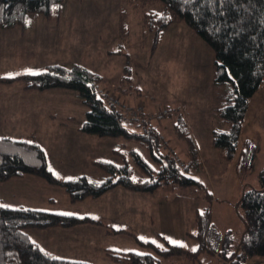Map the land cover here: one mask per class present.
I'll use <instances>...</instances> for the list:
<instances>
[{"label":"rangeland","instance_id":"1","mask_svg":"<svg viewBox=\"0 0 264 264\" xmlns=\"http://www.w3.org/2000/svg\"><path fill=\"white\" fill-rule=\"evenodd\" d=\"M59 7V20L32 14L24 26L0 29V78L38 74L51 65L71 67L75 63L99 73L102 76L99 89L110 91L127 106L145 107L139 114L140 122L129 126L130 129L141 131V126H156L164 151L173 153L174 150L185 162L190 160L189 138H192L200 165L186 173L201 186L170 183L149 194L120 186L98 198L72 203L60 185L45 179L41 184L35 178L18 177L0 182V191L6 194L5 201H9L6 205L89 215L101 220L106 226L83 224L80 226L86 230L78 228L69 235L42 232L37 238L52 248L54 254L88 255L91 260L88 262L93 264L117 263L102 248L154 252L143 247L136 236L163 246L164 239L175 240L190 251L197 249V240L192 236L197 230L196 212L209 210V242L214 251H203L196 259L175 255L162 259L161 264H231L221 253L230 239L229 254L233 251L239 254V243L246 229L239 201L246 186L260 185V173L264 171V82L249 101L239 149L234 158L225 160L222 148L213 146V131L230 127L219 114L228 89L214 81L213 49L184 20L172 22L153 48L155 29L145 26L144 18L151 12H163L166 5L162 1L65 0ZM122 22L126 36L121 34ZM165 109L169 114L162 117ZM87 111L88 107L74 90L41 91L26 88L21 80L9 83L0 80V129L6 126L11 137L40 144L48 156L49 168L58 178L87 175L101 182L107 174L95 162L120 163L122 155L133 165L135 179L147 178L134 164L130 152L135 148L153 163L146 147L123 138L83 132ZM3 112H14L12 120L18 125L9 127L1 121ZM6 116L10 122L11 118ZM180 131H187L189 136H183ZM246 140L255 143L256 153L250 166L242 168L238 154ZM48 197L50 201L45 200ZM166 200L170 206L166 216L173 220L167 223L164 216L166 228L171 230V224L174 225L171 239L156 233L162 229V222L155 209L162 213L160 204ZM107 226L125 229L134 235L107 234ZM37 229H27L32 240ZM244 264H264V256L248 257Z\"/></svg>","mask_w":264,"mask_h":264},{"label":"trees","instance_id":"2","mask_svg":"<svg viewBox=\"0 0 264 264\" xmlns=\"http://www.w3.org/2000/svg\"><path fill=\"white\" fill-rule=\"evenodd\" d=\"M64 1L0 0V29L24 26L32 14L42 15L48 20H59V6ZM130 1H162L166 5L163 12H151L144 18L145 26L155 29L153 48L157 47L166 28L180 18L213 49L214 81L228 89L219 114L230 125L228 130L213 131V146L222 148L223 158L231 160L239 149L249 101L264 82V0H224L223 5L220 0H213L211 3L209 0ZM120 30L126 36L123 22ZM125 70L129 72L128 67ZM0 80L8 83L21 80L25 82L26 88L41 91L55 88L76 91L88 107L86 120L81 128L83 132L138 142L146 147L153 160V163L148 162L143 153L135 148L130 151L134 164L147 176L144 180L134 178V167L122 154L120 163L106 160L95 162L107 174L101 182L87 175L60 179L50 170L48 156L40 144L32 140L0 136V182L25 175L39 176L51 184L64 187L72 203L98 198L120 186L144 193H153L162 185L170 183L183 187L201 186L198 180L186 173L200 165L199 152L192 138H189L190 160L185 162L174 154V150L173 153L164 151L156 126H141V131L130 129L129 126L140 121L125 122L124 110L101 96L99 88L102 76L99 73L75 63L71 67L51 65L38 74L3 77ZM187 133L180 131L183 136H189ZM239 153L238 164L242 168H248L255 157V143L246 140ZM0 205L5 204L0 202ZM239 206L246 226L239 243V254L236 251L229 254L230 239H227L221 253L231 264H244L248 257L264 256V171L260 173L258 187H245ZM195 219L197 230L192 236L197 240L196 251L172 244L166 239V245L163 246L136 236L143 247L153 249L154 252L140 253L108 248L105 252L112 261L123 264H161L162 259L175 255L196 259L203 251H214V247L209 242L210 211L198 210ZM83 224L105 225L89 215H61L41 209L13 208L7 205L0 207V264H93L84 260L57 257L32 240L27 232L29 228H71ZM107 230L109 233L128 232L134 235L125 229L110 226H107Z\"/></svg>","mask_w":264,"mask_h":264},{"label":"crops","instance_id":"3","mask_svg":"<svg viewBox=\"0 0 264 264\" xmlns=\"http://www.w3.org/2000/svg\"><path fill=\"white\" fill-rule=\"evenodd\" d=\"M33 94H35L34 92H32ZM67 94H68V92H66ZM61 94L62 95H64V96H66V94L65 93H62L61 92ZM66 109V108H65ZM67 111V110H66ZM65 111V114L66 113H68V112H66ZM6 115H9V117L11 118V121L9 122L8 121V118H7V116ZM11 115H13V117L11 116ZM15 114H14V112H10V114H7L6 112H3V113H1V116H2V120L1 121H3V122H5V123H7V125H9V127L11 126V124H14L12 127H15L16 125H18L17 123H14L13 121L14 120H12V119H14L15 118V116H14ZM1 130V132H0V136H10L9 134H7V132H8V130L6 129V126L4 127V128H2V129H0ZM2 133V134H1ZM26 176H31V175H25V176H21V177H25L24 179H27V178H35V179H37L41 184H44L43 183V181H42V179L43 178H41V177H38V176H35V177H26ZM13 178H18V177H13ZM12 179V178H11ZM29 180V179H28ZM7 182V181H6ZM116 188H119V187H115V188H113V190L114 189H116ZM156 192V191H155ZM154 193V192H153ZM146 194H149V193H146ZM49 198H51V197H48V198H45V200H47V201H50L49 200ZM5 199H6V194L4 193V192H2V191H0V202H2L3 204H5L6 205V203H9V201H5ZM51 200H53L54 202H55V200L56 199H51ZM51 202V203H54V202ZM46 205H48V204H46ZM160 208H161V211H162V213L156 208L155 210H156V212L158 213V215H159V217H160V219H161V222H162V229L161 230H159V232H156V233H159V237L161 236V234H163V235H165L166 237H168L169 239H171L170 237V235L171 234H173L174 233V231H173V228H174V225L173 224H171V230H169V229H167L166 228V223H165V221L168 223L169 221H173L172 220V217H170V218H167V216H166V214L170 211V206H169V204H168V202H167V200H166V202H164V203H162V204H160ZM164 216H166V219H165V221H164ZM84 226H86V225H84ZM102 226H105V225H102ZM78 228H81V226L79 225V227L78 226H75V227H71V228H62V227H51V228H46V229H37L38 231H33L34 232V240H35V242H37L43 249L45 248V250L46 251H48V252H50V253H52V251H53V249L52 248H50L49 249V247L48 246H46V245H43V244H41L40 243V241L39 240H37V238L39 237L38 235L40 234V233H42V232H51V231H54V232H56V233H60V232H62V233H64L65 235H69V234H72V233H74V232H77L76 230H78ZM87 228H81L80 230H86ZM193 229H194V227H193ZM195 229H197V226L195 227ZM70 230H74L73 232H71ZM79 230V231H80ZM187 232H189L190 230H186ZM196 230H194V232H195ZM105 233H107V234H110L109 232H108V230L106 229V231H105ZM188 235H189V233H188ZM110 236V235H109ZM92 240H94L93 239V237L91 238ZM196 242V241H195ZM196 245H197V243H196ZM51 249H52V251H51ZM105 249L106 248H102V252L103 253H105ZM134 251H139L140 252V250H138V249H136V250H134ZM76 253V252H75ZM53 255H55V256H57V257H62V258H69V259H75V260H84V261H91V260H89V258H88V255H86V256H80L79 254H74V256H69V255H71V254H64V255H58V254H54V253H52ZM68 255V256H67ZM76 255H78V256H80V257H75ZM84 257V258H83ZM92 263V262H91ZM115 264H120V263H115Z\"/></svg>","mask_w":264,"mask_h":264},{"label":"built area","instance_id":"4","mask_svg":"<svg viewBox=\"0 0 264 264\" xmlns=\"http://www.w3.org/2000/svg\"><path fill=\"white\" fill-rule=\"evenodd\" d=\"M99 93L103 98H105L107 101H109L113 105L120 106L124 112H125V122L127 123H135L140 119L139 114L142 113L145 110V107H131L125 105L118 97H116L113 93L110 91L99 89ZM134 114V116H132ZM162 115L169 114V110L165 109L163 112H161ZM159 114V115H161ZM140 121V120H139Z\"/></svg>","mask_w":264,"mask_h":264},{"label":"snow or ice","instance_id":"5","mask_svg":"<svg viewBox=\"0 0 264 264\" xmlns=\"http://www.w3.org/2000/svg\"><path fill=\"white\" fill-rule=\"evenodd\" d=\"M186 2H187V0H186ZM209 2L211 3V2H213V0H209ZM220 3H221V5H223L224 4V0H220ZM32 74H36V73H32ZM29 143H31V141H29ZM68 179H72V178L69 177ZM0 207H5V205H0ZM61 215H73V214L72 213H61ZM152 243H156V242L152 241ZM170 243L178 244L179 242H177L175 240H170ZM181 246H183V245H181ZM192 251H196V249L194 248V249H192Z\"/></svg>","mask_w":264,"mask_h":264}]
</instances>
